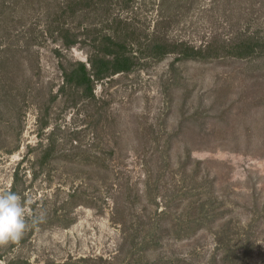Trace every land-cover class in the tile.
<instances>
[{"label":"rangeland","instance_id":"1","mask_svg":"<svg viewBox=\"0 0 264 264\" xmlns=\"http://www.w3.org/2000/svg\"><path fill=\"white\" fill-rule=\"evenodd\" d=\"M117 35L133 68L69 85ZM5 189L45 219L0 264H264V0H0Z\"/></svg>","mask_w":264,"mask_h":264},{"label":"trees","instance_id":"2","mask_svg":"<svg viewBox=\"0 0 264 264\" xmlns=\"http://www.w3.org/2000/svg\"><path fill=\"white\" fill-rule=\"evenodd\" d=\"M121 25V22L118 23ZM119 35L116 36V39ZM133 37L135 39L138 38ZM112 39L110 36H104L100 41L97 39H93L95 53L91 55L90 65L91 70L89 71L87 66L84 63L79 64V68L74 69L69 74H66V81L69 85H73L75 88H83L84 94L88 97L93 96V82L99 81L104 78L113 76L123 71H130L134 63L129 56H127V35L123 38L119 36V39ZM75 44L74 40L71 42ZM70 44V43H69ZM151 42L148 44V46ZM153 44V45H152ZM149 46L156 57L162 58L167 56L170 52L173 45L168 43H161L156 40ZM147 47V46H146ZM178 47H182L178 49ZM177 51L180 55L179 60L194 58V56L202 55L200 50H194L192 47L184 46L182 44L178 45ZM225 46L222 54L229 55L236 58H248L256 52L257 47H261V44L255 46V44L246 45L243 43H239L236 45ZM147 51V48H145ZM159 51V52H156ZM212 55V54H211ZM221 56V54H219ZM218 55V56H219ZM213 57V56H212Z\"/></svg>","mask_w":264,"mask_h":264},{"label":"clouds","instance_id":"3","mask_svg":"<svg viewBox=\"0 0 264 264\" xmlns=\"http://www.w3.org/2000/svg\"><path fill=\"white\" fill-rule=\"evenodd\" d=\"M45 214L29 213V201L11 189L0 191V247L18 243L30 226H38Z\"/></svg>","mask_w":264,"mask_h":264}]
</instances>
